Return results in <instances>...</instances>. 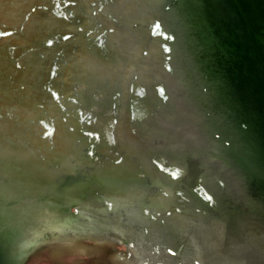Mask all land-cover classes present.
<instances>
[{"label": "water", "instance_id": "water-1", "mask_svg": "<svg viewBox=\"0 0 264 264\" xmlns=\"http://www.w3.org/2000/svg\"><path fill=\"white\" fill-rule=\"evenodd\" d=\"M0 32V264H264V0H0Z\"/></svg>", "mask_w": 264, "mask_h": 264}, {"label": "snow or ice", "instance_id": "snow-or-ice-1", "mask_svg": "<svg viewBox=\"0 0 264 264\" xmlns=\"http://www.w3.org/2000/svg\"><path fill=\"white\" fill-rule=\"evenodd\" d=\"M33 11H35V10H33ZM156 28L159 29V28H160V25L157 24V25H156ZM5 34H6V33L0 32V35H5ZM65 39L67 40L68 37L65 36ZM49 44H51V41H49ZM52 95L55 96L56 93L53 92ZM160 95H161L162 97H164V99H167V96L165 95V91H164V89H160ZM89 135H90V134H89ZM89 155H93V153L89 152ZM117 163H119V161H117ZM172 175L175 177V176H178L179 173H172ZM206 199H207L208 201H212L213 197H212V196H206ZM109 207H111V205H109ZM169 252H170L172 255H175V252H173L172 249H169Z\"/></svg>", "mask_w": 264, "mask_h": 264}]
</instances>
